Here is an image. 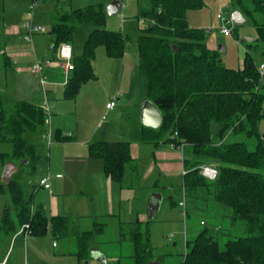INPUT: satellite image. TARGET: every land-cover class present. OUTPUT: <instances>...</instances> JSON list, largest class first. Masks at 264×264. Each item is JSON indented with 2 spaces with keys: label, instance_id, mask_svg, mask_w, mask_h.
<instances>
[{
  "label": "trees",
  "instance_id": "16d2710c",
  "mask_svg": "<svg viewBox=\"0 0 264 264\" xmlns=\"http://www.w3.org/2000/svg\"><path fill=\"white\" fill-rule=\"evenodd\" d=\"M203 3L138 0L139 18L150 23L137 41L142 95L155 103L163 117L159 128L143 127V140L156 149H186L183 190L191 206L187 218L194 212L206 216L208 207L220 216L217 220L208 217L209 224L200 220L201 229L191 239L187 235L181 264H264V135L260 131L264 83L251 49L244 57L243 69L227 68L222 53L209 49L205 32L189 26L187 12L201 9ZM231 5L253 22L264 41V0H231ZM106 18L101 5L54 15L50 31L54 50L71 43L78 26H95L83 54L73 56L74 67L65 94L69 99L76 98L81 87L96 78L93 62L98 47L103 46L110 58L125 54L127 38L103 28ZM214 125L218 126L215 139ZM44 126L41 105L21 100L8 110V101L0 91V144L10 142L13 146L11 154L0 153V194L9 192L11 197L0 231L15 233L28 226L26 232L43 237L50 228L58 238H67L72 232L77 243L75 255L84 264L92 257L91 246L105 224L98 223L92 231H70L67 218L48 219L41 205L33 209L25 197L24 179L36 173L41 158L25 135L37 134ZM89 154L104 161L105 174L115 183H123L127 167L133 173L137 171L129 143H93ZM211 163L218 171L215 180L205 178L199 170ZM10 164L14 170L5 183L2 176ZM128 237L134 264H165L144 240L141 221L130 226Z\"/></svg>",
  "mask_w": 264,
  "mask_h": 264
},
{
  "label": "rangeland",
  "instance_id": "374dc122",
  "mask_svg": "<svg viewBox=\"0 0 264 264\" xmlns=\"http://www.w3.org/2000/svg\"><path fill=\"white\" fill-rule=\"evenodd\" d=\"M113 0H62L60 3L53 0H45L39 2L35 7L34 24L41 26L44 31L35 35L31 43L22 39L24 31L20 30L15 34H7L6 30L2 31L3 44L1 49L7 52L11 51L6 48L12 40L18 44V50L24 52H31V60L29 67H32L41 61L61 62L59 59V49H53V39L51 35V27L53 25L51 15L60 11H69L74 9L85 8L88 6H103L106 12V7ZM123 8L118 15L110 17L106 13V24L103 28L113 32L122 33L127 38L125 47V54L122 58H111L112 65L106 69V64L102 60H108L106 50L103 46L96 50V60H98L99 67L97 72L101 73V78L97 81L90 82L89 89L83 93L77 102L75 98L65 99L60 92L58 96V104L63 106V114L57 117L54 113L51 117V122L58 119L62 121L65 126L64 130L75 131L79 124V128L84 130L86 127L94 135L93 142L100 141L102 132H109L111 140L109 141H129L133 146V153H137L138 161L137 171L133 175L129 172L125 175V179L120 185L115 184L116 192H121V199L117 198V203L120 206L115 210V217L103 219L99 223L105 224L104 231L97 235L95 241L91 246V250L100 252L107 258V264H134L132 255V243L129 239V223L136 221L137 211L138 216L142 221V233L144 240L148 241L155 249L156 255L162 257L165 264H181L184 259L186 251V237L191 239L197 230L201 229L200 220L205 224H209L208 217L213 219L220 218L210 207L207 209L206 216L197 214L187 216V211L191 209L190 201L186 198L183 190V176L187 173L183 168V158L188 157L186 149L182 147L181 151H176L173 148L156 150L155 146L150 143H145L143 140L144 126L141 120L142 107L145 98L142 96V80L140 74V59L138 54L137 41L142 29L149 26V21L142 22L139 17L138 0H121ZM32 0H4V11H6V18L16 23L20 27V23L27 19L23 17V11L28 8ZM7 6L10 8L7 9ZM231 0H204L203 7L199 10H189L186 14L187 22L190 27L202 29L205 32V41L207 45H213L217 50L220 47L225 49L222 53L225 66L234 70H241L244 67V57L251 49V54L258 66L264 63V41L260 40L259 35L253 25V22L246 17V23L242 26H235L232 28L231 34H224L221 32L223 22L218 19V15L226 18L231 14ZM8 10V11H7ZM48 15V16H46ZM256 18L261 20V17L256 15ZM2 21L0 20V26ZM95 29V26L87 24L77 27L72 42L70 43L74 49L75 57L83 54L84 45L90 33ZM209 30V31H208ZM23 34V35H22ZM12 38V39H11ZM249 38H252L251 41ZM52 47V54L55 58L43 59L47 56L49 49ZM249 49V50H248ZM43 59V60H42ZM115 61V64L113 61ZM105 65V66H104ZM103 67V68H102ZM9 67L0 68V88L5 87L6 79H8V110H12L15 102L26 100L31 102L42 103V90L36 88L34 76L31 74V83L34 89V94L31 93V98L27 92H22V84L17 81L16 70ZM114 68L115 75L105 71H111ZM6 73V75H5ZM30 74V71H29ZM11 77V79H10ZM264 83V77H261ZM120 97L121 100L117 102V106L113 111L106 110V102L109 97ZM115 98V100H116ZM48 100L53 104V98L48 96ZM90 102L92 109L90 112L86 110L87 102ZM77 107V108H76ZM76 112V113H75ZM87 113H90L87 116ZM88 122V123H87ZM48 128V127H46ZM43 128L42 133L25 135L26 140H31L36 143L37 153L40 155V160L37 164V171L31 175V195L34 191V184L38 179L45 175L50 163V155L52 153L51 147L55 144L53 137L52 141L47 139L46 134L48 129ZM53 131L55 126H52ZM260 131L264 135V120L260 124ZM119 132V133H118ZM76 133V132H75ZM82 133V132H81ZM218 133V126H212V134L215 139ZM83 137V134H82ZM104 139V138H103ZM34 143V144H35ZM67 144V143H60ZM71 152L75 158H79L77 150L79 148L65 149ZM13 146L10 142L0 144V153L11 154ZM83 158V157H81ZM84 158L91 160L93 164L103 167V161L99 159H90L89 155L84 152ZM56 166L63 165L60 163V158L55 155L51 160ZM12 164L8 165L9 167ZM208 165V164H207ZM199 167L200 173L201 168ZM216 168L214 163L209 164ZM14 167V166H12ZM11 167V168H12ZM217 169V168H216ZM185 170V174H183ZM202 175V174H201ZM203 176V175H202ZM206 178V177H205ZM33 185V186H32ZM160 196L161 198H158ZM118 197V196H117ZM10 193L0 194V217L3 214V207L7 202L10 205ZM157 199L160 201L159 211L151 219L148 211L149 201ZM185 203V210L179 204ZM104 197L101 198V207L104 206ZM32 204V201H31ZM186 212V213H185ZM215 213V214H214ZM119 219L123 226L119 224ZM216 219V220H217ZM201 223V224H202ZM203 223V224H204ZM204 226V225H202ZM120 227L123 228L121 232ZM72 229V228H71ZM76 229V228H75ZM57 247H54L53 244ZM11 247L8 258L11 262L14 261L18 250L13 251ZM41 251V257L31 261L34 264H81L76 257L77 243L75 236L71 234L70 239L53 238L49 231L47 237L31 238V259L32 253ZM94 253V252H93ZM83 264V263H82ZM84 264H100L99 261L92 256L85 261Z\"/></svg>",
  "mask_w": 264,
  "mask_h": 264
},
{
  "label": "crops",
  "instance_id": "0c3cea01",
  "mask_svg": "<svg viewBox=\"0 0 264 264\" xmlns=\"http://www.w3.org/2000/svg\"><path fill=\"white\" fill-rule=\"evenodd\" d=\"M43 1L45 0H40V2H43ZM9 8L10 7L7 6V9ZM57 12H66V11H60L59 9H57L56 12L51 15L53 24H54V15ZM22 13H23L22 14L23 17H26L25 19L27 20L25 22L20 23V27H18L16 23L6 18V11H4V0H0V20L2 21V25L0 26V68L4 66V67H9L11 69H15V66H17L16 70H14V72H17L16 74V77L18 78L17 81L21 82L23 86L22 92L23 93L27 92L30 98H31V93H33L35 89L32 87L33 84L31 83V74H32L34 76L33 83H35L36 88L38 90L40 89L42 90V94H41L42 103L40 104V102L38 101L34 103L42 106L43 101L45 99V92L39 82V76L34 74L32 70L28 68L30 60H31V52L28 53V52L18 50L17 49L18 44L13 40L8 45H6V48L7 49L9 48L11 50L8 55L5 50L1 49V46L4 40L2 38V31L4 29L6 30L7 34H15L19 32L20 30L24 31L25 34L22 37V39L26 41L24 38L25 35L27 34V28L25 27V24L29 22V19H30L29 6ZM35 17H37V19H40L38 15L37 16L35 15L33 21L35 20ZM38 34H35V35H38ZM28 43H31V42H28ZM208 47L211 50H217L213 45H208ZM51 52H52V47L49 49V52L47 53L48 55L44 56L43 59L55 58V54L53 56ZM55 53H56V50H55ZM73 56L75 57L74 49H73ZM107 59L108 60H102L101 62L106 64V69H109L110 66L112 65V62H110V59H111L110 57ZM115 61L116 60L113 61L114 64H115ZM93 66H94L96 78L94 80H91L85 83L81 87L79 93L77 94L75 98L77 102L79 101L78 99H80V97L83 95L84 92L87 93L90 82L97 81L102 76L100 72H97V68L99 67L98 60L95 59V61L93 62ZM29 71H30V74H29ZM106 72L110 73L111 76L115 75L116 73L114 72V68L112 69V72L105 71V73ZM44 75L50 81V84L46 86L47 98L48 96L53 98V104H54L53 113L59 118L63 114V106L62 104L57 103L59 100L58 96L62 94L65 99L69 100V98H67L65 95L67 85H62V82L64 80L63 63L52 61L50 65H46L44 67ZM5 79H6V84L4 85L5 87L0 88V91L4 94V96L6 97L8 101L7 96H10L8 92L10 82L7 83L9 77L7 78L5 76ZM115 98L116 97H112V96L109 97L108 101L106 102V106L108 103L111 102V100ZM120 100L121 98L117 97L116 104ZM91 109H92V105L88 101L86 110L90 112ZM106 110L110 112L113 111V110H108L107 107H106ZM89 114L90 113H87V116H89ZM52 126H55L54 128L55 131H53ZM63 126H65V124L62 121H58V119H55L54 122L52 121L51 128L49 127L46 128V126L43 127V128L48 129V133L50 131L53 133L55 144L51 147L52 153L50 155V163H49L48 170L45 173V175H42L38 179V181L34 184V191L32 195H31V178L27 177L24 179L25 197L28 199V201H30V203L32 199L31 206L33 209L35 206L41 205L48 219H52L54 217L67 218L70 222V231L73 228H76V231H78L79 233L86 232V231H92L95 229V226L101 220L109 219V218L111 219L116 216L115 210L118 208L117 206H120L119 202L117 203V198L119 201V199H121L122 193L116 192L114 185L118 183L113 182L105 174V167H104L103 160H102L103 167H100L98 166V164H93L94 162H91V160H86V158H84V152H86L89 155L90 159H93V160L97 159V158L91 157L89 154V146L93 144L92 138L94 137L92 136H94L93 135L94 133L92 134L91 131L88 130L86 127L84 128V130L80 129L79 124L76 127L77 130L69 131V132L65 131L63 129L64 128ZM43 128L41 129L39 133L43 132ZM82 134H83V137H82ZM110 136L111 135L109 132H102V135L100 137L102 139H100V141H97L95 143H98V142H108V143L126 142V143H129L130 148H131V154L137 164L138 149H137V153L135 152L133 153V146L129 141L127 140L126 141H109L111 140L109 139ZM64 138H67V141L63 140ZM29 141L31 142V140ZM60 143H67V144H60ZM35 146H37L36 143H35ZM70 147L79 148V150H77V153L79 154L78 155L79 158L73 157L71 155V152H68L65 150ZM168 147L173 148L176 151L179 150V149L174 148L173 146H164L156 150H162L166 148L168 149ZM56 154H57V157L60 158V163H63L65 166L63 165H61V167L56 166V164H54V162L51 161L54 159ZM12 166L13 165H11V167ZM11 169L12 171L14 170L13 167ZM136 169H137V166H136ZM128 172H129V175H133L132 169L130 167H127L125 175ZM43 177L50 178L51 189H45L39 185V181ZM118 185L120 189H122V187L120 186L122 184H118ZM102 197H104L103 207H101V203H100ZM6 206H7V202L4 205L3 210H2L3 214L0 217V224L3 219ZM138 213L139 211H137L134 214L136 215V221L129 223L128 225L129 227L133 225L134 223H136L137 221H141L140 217L138 216ZM120 221L121 220L119 219V222ZM119 224L123 226L126 223H122L121 221ZM120 228H121L120 229V232H121L123 228L122 227ZM22 229L23 228L20 227L15 233H7V232L0 231V264H34V263H31V261L35 259H39L41 257L40 256L41 251L39 250L38 253H35V252L32 253V259H31V238H42V237L32 236L31 234H29L28 232ZM49 231L52 234V231L50 228H49ZM71 233H69V236L64 239L69 240ZM43 237L44 238L47 237V234ZM53 238H55L54 235H53ZM53 246L57 247L55 243L53 244ZM11 247H13L12 252L15 251V249L18 250L16 258L14 259L13 262H11L10 258H8Z\"/></svg>",
  "mask_w": 264,
  "mask_h": 264
},
{
  "label": "built area",
  "instance_id": "2783aa9c",
  "mask_svg": "<svg viewBox=\"0 0 264 264\" xmlns=\"http://www.w3.org/2000/svg\"><path fill=\"white\" fill-rule=\"evenodd\" d=\"M40 2V0H32V3L29 5V22L25 24V27L27 28V34L25 35V40L28 42H32L33 36L35 34H38L40 32H43L44 29L41 26L34 24V16H35V7ZM218 19L223 22V26L221 28V32L224 34H231L232 28L235 26H242L246 23V18L243 15V13L237 9L232 10L231 14L228 18L218 15ZM142 22H145L144 20H141ZM209 31V30H208ZM251 41H253L252 38H249ZM59 59L63 62V68H64V80L62 82V85H67L70 79L71 71L73 70V48L70 43L62 44L59 47ZM52 61H41L37 62L32 67V72L39 76V82L41 84V87L43 88L45 92V99L42 104V108L44 110L45 114V126L51 128L52 122L51 117L53 115V108L54 104H51L50 101L47 98L46 95V86L50 84V81L48 78L44 75V67L46 65H50ZM259 72L261 77H264V63L260 64L259 66ZM116 100H111L110 103L107 104L108 110H113L116 107ZM47 139L49 141L53 139V133L50 131L46 134ZM183 174H185V170H183ZM201 174L206 177L209 180H215L218 175V171L216 168H213L208 165H204L201 168ZM39 185L45 189H51V182L49 177H43L39 181ZM180 206L184 208L185 210V203L182 201L180 202ZM186 213V212H185ZM28 226L23 227L27 228Z\"/></svg>",
  "mask_w": 264,
  "mask_h": 264
},
{
  "label": "water",
  "instance_id": "95a60500",
  "mask_svg": "<svg viewBox=\"0 0 264 264\" xmlns=\"http://www.w3.org/2000/svg\"><path fill=\"white\" fill-rule=\"evenodd\" d=\"M122 8H123V4L121 0H113L106 7V13L110 17H112L115 15H118L121 12ZM219 51L223 53L225 52V49L220 47ZM141 120H142V124L145 127L157 129L161 126L163 117H162V113L160 109L155 105V103H153L150 100H145L143 107H142ZM10 171H12L11 166L10 167L8 166L5 169L3 176H2L3 182L5 183L9 182L10 177H11ZM158 198H161V197L158 196ZM159 208H160V201H158L157 199H151L149 201L148 211H149L151 219L159 211ZM91 254L92 256H95V258L99 261L100 264H107V258L105 255L101 254L100 252H95L92 250H91ZM150 264H161V263L151 262Z\"/></svg>",
  "mask_w": 264,
  "mask_h": 264
}]
</instances>
